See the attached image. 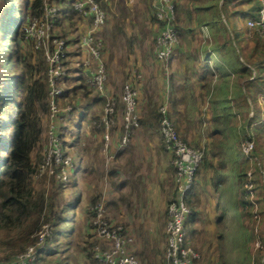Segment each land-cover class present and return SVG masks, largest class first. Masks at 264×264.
Masks as SVG:
<instances>
[{
    "label": "trees",
    "instance_id": "trees-1",
    "mask_svg": "<svg viewBox=\"0 0 264 264\" xmlns=\"http://www.w3.org/2000/svg\"><path fill=\"white\" fill-rule=\"evenodd\" d=\"M73 1L49 0L51 4L55 3L63 8V13L55 21L53 32L68 40L69 53L76 55L78 59L74 68L71 67L69 61L66 63V84L62 99L65 103L72 105L67 122L62 126V135L64 136L63 148L66 153L72 152L71 148L73 147H79L75 141L83 135L87 124L91 123L93 130L101 133L104 125L101 124V113L97 111L96 116H94V103L101 102L104 104L106 99H109L108 94L101 95L95 87L86 81V77L84 76L86 53L81 50L80 37L87 29L86 25H91L92 21L73 8ZM100 1L108 14L109 7L107 0ZM233 1L208 0L205 6H202L203 3H200L199 7L196 6L197 10H200L198 13L199 25L206 24L214 31L215 37L212 40V50L221 60V63L217 65L205 62L203 65L204 72L202 73V78L204 84L202 86L201 98L203 102H208V109L196 114H193L188 109L185 113L189 128L191 126L195 128L196 123H206L202 127H205L209 134L208 139H204L203 142L195 138L193 140V144L195 145L192 144L195 147H205L204 159L198 168L194 185L186 197V202L191 208V213H189L185 223L189 232V240L192 243L195 233L193 222L199 214L198 202L201 200L200 192L204 189L207 180H209V183L217 194V210L221 209V213L216 221L218 226L223 221L229 220V204L233 206L237 214L240 213L242 215L244 213L246 215L250 212L252 204L247 197L248 191L245 186L248 179L247 170L250 167V160L243 153L242 143L246 139H254L255 143L258 144L264 139L262 135L256 134L261 131L264 133V121L258 123L260 121L259 117L258 119L249 117V111L251 108L255 109V105L258 103L259 93L264 92V40L261 39L257 32L247 26L248 29L252 30L253 34L250 37H246L247 46L243 48L240 45V40H238L239 35L235 32L232 25L229 26L234 15H237L241 19L246 16L258 18L263 4L261 0H235L238 6L248 3L252 4L251 9L241 7L237 9L238 7L231 6ZM174 2L177 14L175 25L180 35H182L184 25L180 20L177 8L178 3L176 0ZM25 3L24 9L22 0H0V35L2 36L0 43L9 40L10 45V50L7 52L0 48V65L6 66L7 64H11L5 78V80L8 79V82H10V87H8L10 89H4L5 80L0 83V230L7 228V231H11L13 228L14 231L19 232L18 236H16L19 241L17 245H10V239L7 237V234L4 239L0 237V245L4 243L11 247L7 255L0 257V264H12V261L19 252L24 251L27 245L36 242L37 238H34L32 235L40 228V217L43 215L47 204H50L51 211L47 212L43 217L45 221L53 224V236L48 239L42 248H39V260L37 264H48L47 260L40 256L43 249L51 254L52 251H58L60 243L70 239L75 232L76 235H80V229L76 231L74 228L77 225V221H80V209L75 211V213L78 212V215L74 217L73 227L67 233L66 230L70 225L69 218L72 216L70 213L71 209L67 207L64 209L65 214L62 215L61 212L58 213L57 208L53 207L52 202L48 200L44 192L39 194L36 192L34 194V175L42 161V156L39 155L37 161L35 159L42 141L43 114L48 110V91L44 76L42 74L38 77L36 76L37 72L42 71V64L44 62L43 52L41 53V50H36L33 41L26 38V29L36 17H42L44 0H27ZM10 4L14 6L13 11H10ZM211 5H215L216 11H211ZM152 6L154 17L160 23V32L165 23L157 18L154 0ZM226 16L228 18L224 20L223 17ZM71 28L73 33L70 35L68 32ZM231 31L233 37H231ZM244 34H246V30ZM13 43L15 44L13 45ZM105 51L104 40V57ZM4 52L8 53V62L3 57ZM150 53L154 58L158 59L154 53L153 39ZM163 63L165 64L164 61ZM20 64L23 65V68ZM71 80L74 83L73 85L70 83ZM20 90H23L24 95L18 101ZM114 98L117 102L116 117L118 122L121 119L124 104L122 95L120 98ZM193 100L196 101L195 98ZM8 102H10V106L12 105L11 112L9 113L10 117H8L5 111ZM169 103V115L174 120L173 113L177 105L173 103V100L172 102L169 100ZM158 108H156V119L160 126L161 114ZM75 119L79 122L69 129V122ZM94 120L99 121L101 126L97 127L94 125L92 123ZM84 122L86 123L85 130L82 133H78L79 128L83 126ZM255 122L256 126H253ZM10 123L12 126L11 134H9ZM258 124H261L263 130L258 128ZM178 131L186 142L191 145L188 137L179 128ZM256 148L254 156L261 161L259 156L262 155H260L261 151L258 145ZM36 150L38 151L35 153ZM76 157L74 161L77 165L79 159ZM256 167L258 168L256 173L260 170L262 171V169L264 171L262 162ZM229 173H231L233 180H230L228 177L230 176ZM258 179V176L255 174L254 182L257 194L259 189L258 184L260 183ZM261 188H264V184H261ZM98 201L97 197L93 196L83 214L84 224L85 226L87 225L81 233L84 243L83 249L91 247L99 240V236L92 225V211L89 208L91 203ZM80 202L81 200L78 201V204ZM70 204L67 206H70ZM125 226L128 227L127 225ZM128 228L131 232L130 227ZM78 246L80 245L75 243V247L78 248ZM135 246L136 241L133 245V251L137 254ZM51 248L54 250L50 251ZM62 250L64 251V257L61 259L57 258L53 264H68L63 260H65L66 253L71 254L69 252L70 249L62 248ZM88 250V256L90 257L92 256V251L91 249ZM144 260L147 259L144 258ZM158 260L160 264H168L166 255H161ZM48 262L50 263V261ZM92 264H100V262L93 258Z\"/></svg>",
    "mask_w": 264,
    "mask_h": 264
},
{
    "label": "crops",
    "instance_id": "crops-1",
    "mask_svg": "<svg viewBox=\"0 0 264 264\" xmlns=\"http://www.w3.org/2000/svg\"><path fill=\"white\" fill-rule=\"evenodd\" d=\"M176 1L180 20L185 28L183 26L181 42L168 67L162 60L153 58L150 53L152 39L160 30V23L153 14V0H107V21L103 27L96 30L105 40V59L110 73V84H107L106 89H97L101 95L108 94V98H120L123 91H118L115 83L125 81L134 70L141 74L137 81L141 99V124L133 133L132 140L123 147L121 132L118 134L116 130H113L108 146L105 145L103 137L98 135L94 139V197L105 202L113 220L130 227L136 239L135 250L141 257L143 255L141 264H147L148 261L159 264L158 258L165 255L168 204L176 193L173 155L164 147L154 101H158L159 106L163 101H167L170 108L169 100H173L177 105L173 113L175 123L188 137L189 131L194 127L187 126L186 111L189 109L196 114L209 106L208 102H203L201 98L204 84L203 65L206 59L211 58L210 53L218 60V63L214 64L221 63L212 50L214 31L208 25L201 26L198 22L200 10L198 11L196 6L199 7L200 3L205 6L207 0ZM238 19H243V31L238 34L240 40L246 36V20L250 17ZM232 26L235 30L233 24ZM86 27L88 30L91 25ZM72 33L71 28L68 34ZM77 60V56L70 53L69 62L72 68L76 66ZM115 63L118 64V70L114 66ZM70 83L74 84L72 80ZM103 108L101 102L94 103V116L97 111L102 113ZM183 121L186 123L185 127ZM77 122L79 121L76 119L71 120L69 129ZM198 135L192 141L198 138L203 142L209 137L208 132L203 130ZM229 175L230 180H233L231 173ZM206 187L210 198L207 209L211 210L209 218H204L202 213L206 214L198 209L199 214L193 223H197L201 218L213 227L217 223L213 212L219 211L218 198L209 180L205 183ZM145 242L147 245L141 244Z\"/></svg>",
    "mask_w": 264,
    "mask_h": 264
},
{
    "label": "built area",
    "instance_id": "built-area-1",
    "mask_svg": "<svg viewBox=\"0 0 264 264\" xmlns=\"http://www.w3.org/2000/svg\"><path fill=\"white\" fill-rule=\"evenodd\" d=\"M258 18L248 19V26L254 30H264V0ZM72 6L83 16L91 19V27L84 31L80 37L81 50L86 53L84 59V76L86 81L103 91L108 79V64L103 55L104 39L96 32L105 25L107 11L100 0H74ZM157 18L165 23L162 30L153 38L154 53L158 59L165 62L168 67L169 60L175 55L177 46L181 42V35L176 28V5L174 0H154ZM42 17H36L26 29V38L33 41L36 50L44 52L46 68V84L48 91L47 107L50 115L49 125V150L43 158V167L52 168L56 164L62 167L70 165L72 158L65 156L63 139L60 127L66 124L72 110V105L62 99L65 90L66 63L70 59L68 51L69 42L53 32L55 21L63 13V8L58 4H51L44 0ZM141 74L134 70L126 79L123 87V109L121 120L123 133L121 145L125 146L132 140L136 128L140 126L138 112L139 90L137 81ZM117 102L110 97L103 108L101 119L106 129L105 145L111 140L110 130L117 124ZM160 133L166 150L173 155V165L176 168L175 197L168 206L167 221V247L166 258L168 264H197L200 254L189 240L186 219L191 213V208L186 202V197L192 189L198 168L204 159L205 147H195L186 142L180 135L177 125L169 115L167 101L159 106ZM63 122V123H62ZM254 139H246L242 143L244 155L250 160L247 170L245 186L248 199L252 207L257 205V192L254 182L253 164L258 161L254 156ZM41 165V164H40ZM92 225L99 236L100 242L93 246V255L100 264H138L137 254L133 251L134 235L124 224L113 221L104 201L99 200L91 207ZM49 227H46L48 229ZM50 229V228H49ZM51 236L50 232L41 233L35 245L28 246L19 252L12 264H37L39 248H42Z\"/></svg>",
    "mask_w": 264,
    "mask_h": 264
},
{
    "label": "rangeland",
    "instance_id": "rangeland-1",
    "mask_svg": "<svg viewBox=\"0 0 264 264\" xmlns=\"http://www.w3.org/2000/svg\"><path fill=\"white\" fill-rule=\"evenodd\" d=\"M26 1L27 0H22V5L24 9H25ZM244 5L245 4H242V6L241 5L238 6L235 0L231 3V6L238 7L237 9H239V7L246 8V9L252 8V4L248 3L245 6ZM210 8H211V11H216L215 5H211ZM11 10L12 11L14 10V6L10 4V11ZM226 18L228 17L227 16L223 17L224 20H226ZM231 20L232 21L229 23V26L233 24L235 27V32L237 34H241V32L243 31V28H242L243 19L239 20L237 15H234L233 19ZM246 25L248 26V22L246 23ZM252 30L257 32L258 35L261 37V39L264 40V30H254V29ZM252 30L246 28V34H245L246 36L240 39L241 47L244 48L247 46L246 37L252 36L253 34ZM1 37L2 36L0 35V38ZM231 37H233L232 31H231ZM14 44L15 43H13V45ZM9 46H10L9 40L7 42L0 43L1 50H4L6 52L10 50ZM6 52L3 53V57L5 61L8 62V53ZM42 52L43 51H41V53ZM42 55L44 57L43 58L44 62L42 64L43 66L41 69L42 72H37L36 76L39 74L40 75L42 74L44 76V79H46L47 62H45L46 58H45L44 52L42 53ZM209 55L211 58L208 60L206 59L207 60L206 62H209V63L212 62L213 64L218 63L216 58L213 57L212 53H210ZM208 57L209 56H207V58ZM172 58L169 60L168 64L170 63ZM10 66L11 64H7L6 66L0 65V83L3 80H5L7 73L9 72ZM20 66L23 68L22 64H20ZM114 66L118 70V64L115 63ZM109 77H110V73H109V65H108V79L106 81L104 90L106 89L107 84H110ZM125 82L126 80L123 82H119L118 84L115 83L118 91H123ZM8 87H10V82H8V79H6L4 81V89L7 90ZM137 87H138V83H137ZM5 94L8 95V93L6 92ZM23 95H24L23 90H20V92L18 93V101L22 99ZM258 97H259L258 103L255 105V109L251 108V110L249 111V117L251 118L255 117L257 119L259 117L260 121L258 123H260L264 121V92H260ZM154 102L156 103V107L158 108L159 106L158 101L157 102L154 101ZM103 105H105V102ZM201 107H203L202 108L203 110L204 109L203 103L201 104ZM11 108H12V105L10 106V102H8L6 104V110H5L6 113L8 114V117H10L9 113L11 112ZM140 119H141V116H140ZM100 120H101V124L103 125L102 119ZM183 122H184V127H185L186 123L185 121ZM92 123H94V125H96L97 127L101 126L99 121L97 120L92 121ZM121 123H122V120L118 121L117 124L112 127V129L110 130L111 137L113 136V132L115 130L117 131L118 134H120L121 132L120 138L122 137L123 127ZM140 124H141V121H140ZM205 124L206 123H202V124L196 123L195 124L196 127L191 128V130L189 131V135H188V139L189 141H191V145L193 144L192 139L196 136H199L198 134L202 130L206 132V128L202 127ZM49 125H50V115L47 110V112L43 114V120H42L43 131H42V141L39 145L40 149H38L39 151L38 150L35 151V153L38 151L35 161L38 160L39 155L42 156V161L40 163L41 165L39 164L37 171L35 172L36 174L34 175V180H35L34 194L36 192L38 194L41 192H44L48 200L52 202L53 207L57 208L59 211L58 213L61 212L62 215L65 214L64 209H66L67 207L71 209L70 213L72 216L69 218L70 225L66 230L67 233H69V231L73 227V223L75 221L74 217L78 215V212L75 213V211L77 209H80V213H79L80 221H77L76 223L77 225L74 226L76 231L80 229V235L79 236L76 235V232H75V234H73V236L70 239L64 240L60 243L59 245L60 247L58 251H55V252L52 251L51 254H49L48 251L43 249L40 253V256L43 259H46L48 264H53L57 260V258L61 259L64 257V254H63L64 251L62 250V248H68L70 249L69 252L71 254L66 253V256L64 258L65 260H63L65 261V263L92 264L93 258H94L93 246L99 243L100 239L98 238L99 239L98 242L93 244L91 247L83 249L82 246H84V243H83V236L81 233H82V230H84L87 227V225L85 226L84 224L85 220H84L83 214L85 213V210L87 209V206L91 198L94 196V139H96L98 135L101 136V138L102 137L105 138L106 129L104 126V129H102L101 133H99V131L97 132L93 130L91 123L87 124V128H86V123L84 122L83 126L79 128L78 133H82L85 130V128L86 130L83 132V135L80 138H77L75 141L79 147L78 148L73 147L71 148L72 152L66 153L62 145L63 151L65 152V156H70L72 158L71 160L72 163L64 167H62L61 164H56L52 168L48 169V167L47 168L43 167V158H44V155H47V151L49 150V147H50L49 146ZM62 126L64 125L62 124ZM62 126L60 127L61 139H63L64 137L62 135V131H63ZM253 126H256V122L255 124H253ZM258 126H259L258 128L263 130V128H261V124H258ZM11 133H12V126L10 123L9 124V134ZM256 134L262 135L264 137L263 131L257 132ZM257 145H258L259 150L261 151L260 155L262 156H259L261 158V161L257 159L258 161L257 162L255 161L256 163L253 164V171L258 176L259 178L258 180L260 181V183L258 184L259 189H258V194H257L256 207H253L252 209H250V212H248V214L244 215L243 213L241 215L240 213L238 214L235 213L233 206L229 204L228 205L229 220L223 221L219 226L217 223L213 227L212 225L209 226L207 223L204 222L205 219H201V218L200 220H198L197 223H193V229L195 233L193 235L192 245L200 254V258L198 259L197 264H207V263L208 264H264V242H263L264 240V188H261V184H264V171L262 169V171L260 170L258 171V173H256L258 169L256 166L260 165L261 162H262V167L264 168V151H263L264 139L258 144L255 143L254 150L257 149L256 148ZM77 151H79L78 154H76ZM75 157L79 159V162L77 163V165L74 161ZM205 192L206 193L208 192L207 187L206 188L204 187V189L201 190L200 192L201 200L198 202L199 203L198 209H201L202 212L206 214L204 215L202 213L204 218L206 217L209 218L208 216L210 215L211 210H207V209H208V204H209L208 202L210 198L208 196V193L206 194ZM258 195H259L260 200L258 199ZM72 200L73 202H71ZM79 200H81L82 202V203L80 202L81 204L80 203L78 204ZM68 204H70V206H67ZM76 204L78 205L75 206ZM93 204L94 202L89 205V208ZM49 211H51V206L50 204H47L43 215L40 217V224H39L40 228L36 230L35 234L32 235L34 238H37V240L35 243H31L27 245L26 248L32 244L35 245L39 240L40 234L47 233V230L49 232L51 230V236L48 237V239L52 238L53 229H54L53 224L51 222L45 221L43 217ZM220 213H221V209H219V211L216 213L213 212V216L215 215L216 220L218 219ZM46 227H49L50 229L49 228L46 229ZM166 232H167V222H166ZM18 233L19 232L14 231L13 228L11 231L9 230L7 231V228H4L0 230V237L1 239H4L5 235L7 234V237L10 239V245H17V243L19 242L18 239L16 238V236H18ZM188 236H189V232H188ZM166 241H167V235H166ZM75 243H77L80 246L76 248ZM141 244H146V242L141 243ZM10 245L4 244V243L0 245L1 247L0 257H4L5 255H7V252H9V248L11 249V247H9ZM165 247H167V244ZM88 249H91L92 251V256L90 257L88 256V252H89ZM145 252L146 251H144V254ZM147 252L151 253V251H147ZM137 257H138V264H141V262H143V255L141 257V255L138 254ZM48 261H50V263ZM147 264H152V263L148 261Z\"/></svg>",
    "mask_w": 264,
    "mask_h": 264
}]
</instances>
